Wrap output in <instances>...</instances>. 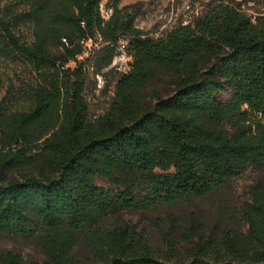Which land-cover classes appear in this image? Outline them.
Returning a JSON list of instances; mask_svg holds the SVG:
<instances>
[{
	"label": "trees",
	"instance_id": "obj_1",
	"mask_svg": "<svg viewBox=\"0 0 264 264\" xmlns=\"http://www.w3.org/2000/svg\"><path fill=\"white\" fill-rule=\"evenodd\" d=\"M249 1L220 0L155 37L137 27L138 4L109 0L105 18L103 0H0V232L35 238L47 255L0 252V264H87L78 248L100 264H264V184L241 207L244 231L194 222L154 248L138 224L105 223L264 169V16L248 15ZM99 38V73L119 48L131 60L94 119L87 69L68 65ZM7 60L31 67L24 112L1 98Z\"/></svg>",
	"mask_w": 264,
	"mask_h": 264
},
{
	"label": "rangeland",
	"instance_id": "obj_2",
	"mask_svg": "<svg viewBox=\"0 0 264 264\" xmlns=\"http://www.w3.org/2000/svg\"><path fill=\"white\" fill-rule=\"evenodd\" d=\"M109 0H103L104 12H108ZM220 0H121V5L138 4L137 27L150 36L161 37L167 35L179 25H188L196 19L204 16ZM244 11L252 16H264V0H252L245 2ZM101 39L90 41L86 52L77 61H71L68 65L75 68L77 62H81L88 72V83L85 95L88 99L91 117L99 118L105 113L113 101L117 78L120 73L129 70L131 60L127 49L119 48L110 67L104 68L100 73L97 59L101 54ZM5 78V86L1 98L7 96L10 99L9 107L14 110H28L32 106V99L27 94L31 84V67L19 61H3L1 64ZM113 69V72H109ZM164 86L155 85V89ZM11 102H14L13 104ZM37 150L32 153H36ZM38 152V151H37ZM264 184L263 170H248L240 178L232 179L227 186L220 188L215 193L205 197L183 199L174 204H166L150 212L124 210L106 220L107 227H114L124 221L138 224L149 236L150 244L154 248L165 246L166 235L173 234L180 239V229L190 227L194 222L202 225L207 231L223 233L228 229L246 230L242 224L240 211L244 202L252 196V188ZM101 185L109 186L106 181H100ZM240 223H239V216ZM15 252L26 261L43 263L47 260L46 252L40 247L35 238L23 237L15 233L0 232V252ZM78 257L87 264H100L85 249L78 248Z\"/></svg>",
	"mask_w": 264,
	"mask_h": 264
},
{
	"label": "built area",
	"instance_id": "obj_3",
	"mask_svg": "<svg viewBox=\"0 0 264 264\" xmlns=\"http://www.w3.org/2000/svg\"><path fill=\"white\" fill-rule=\"evenodd\" d=\"M103 14H104V17H105V18H108L109 15H110V12L108 11L107 13H105V12H104V8H103Z\"/></svg>",
	"mask_w": 264,
	"mask_h": 264
}]
</instances>
